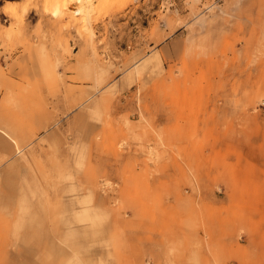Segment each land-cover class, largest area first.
Here are the masks:
<instances>
[{"label":"rangeland","instance_id":"374dc122","mask_svg":"<svg viewBox=\"0 0 264 264\" xmlns=\"http://www.w3.org/2000/svg\"><path fill=\"white\" fill-rule=\"evenodd\" d=\"M69 1L0 0V264H264V0Z\"/></svg>","mask_w":264,"mask_h":264},{"label":"bare ground","instance_id":"6f19581e","mask_svg":"<svg viewBox=\"0 0 264 264\" xmlns=\"http://www.w3.org/2000/svg\"><path fill=\"white\" fill-rule=\"evenodd\" d=\"M72 1H75V0H70L67 3L74 4L75 2H72ZM76 3H77V5H75L74 8L72 7L73 12H75V13H83L88 8L87 6H89L90 0H76ZM72 4H70V5H72ZM72 6H74V5H72ZM48 8H50V10L52 11L53 15L56 16V17H61L63 15V13L65 12V10H66V8L64 6L62 7L61 4H59L57 2H53L51 7H48ZM46 10H47V8H46ZM88 12H89V10H88ZM86 13H87V11H86Z\"/></svg>","mask_w":264,"mask_h":264},{"label":"crops","instance_id":"0c3cea01","mask_svg":"<svg viewBox=\"0 0 264 264\" xmlns=\"http://www.w3.org/2000/svg\"><path fill=\"white\" fill-rule=\"evenodd\" d=\"M139 158H140V154H139Z\"/></svg>","mask_w":264,"mask_h":264}]
</instances>
